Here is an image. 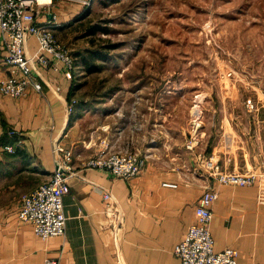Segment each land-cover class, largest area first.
Instances as JSON below:
<instances>
[{"label": "rangeland", "instance_id": "rangeland-1", "mask_svg": "<svg viewBox=\"0 0 264 264\" xmlns=\"http://www.w3.org/2000/svg\"><path fill=\"white\" fill-rule=\"evenodd\" d=\"M31 9L42 26L46 13L57 17L51 31L73 59L72 108L91 147L142 160L154 139L141 127L154 124L178 154L227 153V169L201 160L208 174L217 164L264 175L258 151L241 147L264 124V0H34Z\"/></svg>", "mask_w": 264, "mask_h": 264}, {"label": "crops", "instance_id": "crops-1", "mask_svg": "<svg viewBox=\"0 0 264 264\" xmlns=\"http://www.w3.org/2000/svg\"><path fill=\"white\" fill-rule=\"evenodd\" d=\"M45 20L57 23V17L49 13ZM37 50L36 37L28 36L25 54L40 90L28 86L17 99L0 94V130L18 132V136L0 138V264H44L47 259L57 264H180L174 248L195 220L200 194L212 186L218 191L210 224L213 251L234 247L236 264H264L261 171L254 167L259 175L247 185L216 184L201 160L218 161L227 169V153L209 145L198 154H178L176 141L154 138L158 131L154 124L141 127L144 137L154 142L140 146L148 153L141 158L137 176L118 179L105 171L82 168L84 161L100 151L101 144L91 147L83 141L84 113L77 106L67 112L75 90L73 70L48 54L49 63L42 66L37 62ZM1 55L0 41V60ZM11 74H17L15 69L0 62V79ZM55 142L71 151L76 174L63 197L64 234L41 239L30 225L17 221V211L21 196L50 177ZM5 145H11L13 152L5 151ZM247 146L258 151L253 157L255 165L264 163V124L258 125L253 140H243L241 147ZM249 165L244 153L238 168L246 173ZM100 188L111 194L121 213L116 232L108 226Z\"/></svg>", "mask_w": 264, "mask_h": 264}, {"label": "built area", "instance_id": "built-area-1", "mask_svg": "<svg viewBox=\"0 0 264 264\" xmlns=\"http://www.w3.org/2000/svg\"><path fill=\"white\" fill-rule=\"evenodd\" d=\"M34 0H0V41L1 65L14 68L17 74L0 79V94L21 98L28 86L40 90V84L31 75L30 59L25 54V43L28 36H35L38 43L37 62L47 65L45 54L53 60L61 61L66 68L73 69V59L65 46L56 42L49 22L43 26L36 22V15L31 9ZM74 100L67 105V112H72ZM5 135L18 136L15 130H0V138ZM18 140V141H17ZM19 142L20 139H17ZM4 150L13 152L11 145ZM55 153L54 169L50 177L35 189L21 196L17 211V221L32 227L36 236L41 239L62 236L65 232V214L63 197L69 192V181L76 174L72 162V153L58 142L53 145ZM82 168L105 171L118 179H129L137 176L142 168V160L133 153H112L99 151L82 164ZM209 176L220 185H247L255 180L254 175L228 173L215 164ZM105 201V214L108 226L116 232L121 225V213L112 201L111 194L100 188ZM218 197L216 187H206L197 199L195 220L189 225L179 243L174 248L180 264H236L237 250L225 247L219 252L213 251V240L210 233L212 205ZM44 264H57L54 259H47Z\"/></svg>", "mask_w": 264, "mask_h": 264}, {"label": "bare ground", "instance_id": "bare-ground-1", "mask_svg": "<svg viewBox=\"0 0 264 264\" xmlns=\"http://www.w3.org/2000/svg\"><path fill=\"white\" fill-rule=\"evenodd\" d=\"M36 1H39V2H48L49 0H36Z\"/></svg>", "mask_w": 264, "mask_h": 264}, {"label": "trees", "instance_id": "trees-1", "mask_svg": "<svg viewBox=\"0 0 264 264\" xmlns=\"http://www.w3.org/2000/svg\"><path fill=\"white\" fill-rule=\"evenodd\" d=\"M2 138V137H1ZM5 138H6V136H5Z\"/></svg>", "mask_w": 264, "mask_h": 264}]
</instances>
